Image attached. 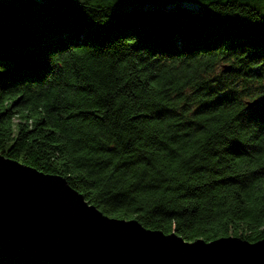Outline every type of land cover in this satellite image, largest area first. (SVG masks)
I'll return each mask as SVG.
<instances>
[{
    "label": "trees",
    "instance_id": "1",
    "mask_svg": "<svg viewBox=\"0 0 264 264\" xmlns=\"http://www.w3.org/2000/svg\"><path fill=\"white\" fill-rule=\"evenodd\" d=\"M0 154L109 217L264 238V0H0ZM0 264L54 263L0 235Z\"/></svg>",
    "mask_w": 264,
    "mask_h": 264
},
{
    "label": "water",
    "instance_id": "2",
    "mask_svg": "<svg viewBox=\"0 0 264 264\" xmlns=\"http://www.w3.org/2000/svg\"><path fill=\"white\" fill-rule=\"evenodd\" d=\"M225 70L228 65H222ZM246 100L245 107L256 104ZM0 235L54 264H264V238L185 241L174 231L109 217L58 174L0 154Z\"/></svg>",
    "mask_w": 264,
    "mask_h": 264
}]
</instances>
